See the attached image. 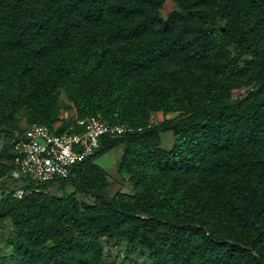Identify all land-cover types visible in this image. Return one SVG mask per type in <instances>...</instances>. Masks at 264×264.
<instances>
[{
	"label": "trees",
	"instance_id": "16d2710c",
	"mask_svg": "<svg viewBox=\"0 0 264 264\" xmlns=\"http://www.w3.org/2000/svg\"><path fill=\"white\" fill-rule=\"evenodd\" d=\"M166 1L0 0V182L23 120L61 134L66 108L144 128L106 138L58 184L71 194L3 192L17 264H102L103 240L151 264H264V0H172L163 18ZM155 113L178 117L148 129ZM120 147L133 192L110 197L96 161Z\"/></svg>",
	"mask_w": 264,
	"mask_h": 264
},
{
	"label": "built area",
	"instance_id": "2783aa9c",
	"mask_svg": "<svg viewBox=\"0 0 264 264\" xmlns=\"http://www.w3.org/2000/svg\"><path fill=\"white\" fill-rule=\"evenodd\" d=\"M75 120L76 123L61 134L57 133L61 123L53 130L40 125L24 127V132L13 141L15 168L9 178L25 184L58 185L69 179L79 165L96 155L106 138H118L144 129L112 125L99 116L76 117ZM154 126L151 121L147 128ZM32 193L22 188L15 191V196L23 198Z\"/></svg>",
	"mask_w": 264,
	"mask_h": 264
},
{
	"label": "rangeland",
	"instance_id": "374dc122",
	"mask_svg": "<svg viewBox=\"0 0 264 264\" xmlns=\"http://www.w3.org/2000/svg\"><path fill=\"white\" fill-rule=\"evenodd\" d=\"M176 4L172 0H167L163 9L162 16L167 18L170 13L176 10ZM237 96H241L242 92H236ZM62 102L65 106H71L69 100L62 95ZM177 114H171L167 117L161 113H155L152 116L151 121L155 125H160L166 120L177 119ZM61 118L64 121H73L76 118L74 110L63 109ZM26 124V120H23L20 124L23 128ZM6 142V135L4 132H0V152ZM161 145L164 149L170 150L174 145V136L172 132H166L161 136ZM123 156V148L120 147L102 156L96 161L107 173L108 181L111 184L110 197L115 196L119 192H133L132 186L128 183V177L121 178L118 174V167ZM23 182H13L8 179H4L0 182V201L2 199L3 192L10 193L11 191H18L25 187ZM47 191L57 197H63L65 195L74 192L72 187H62L60 185H51L47 188ZM77 199L80 204H93V197H85L81 194H77ZM13 232V226L9 220L0 222V264H17L16 254L14 249L9 245V238ZM105 249L104 259L102 264H151L148 259V252L141 247H132L126 242L122 241H108L103 240Z\"/></svg>",
	"mask_w": 264,
	"mask_h": 264
}]
</instances>
